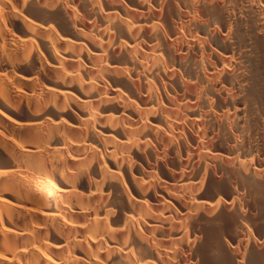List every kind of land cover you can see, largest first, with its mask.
<instances>
[{
  "label": "bare ground",
  "instance_id": "obj_1",
  "mask_svg": "<svg viewBox=\"0 0 264 264\" xmlns=\"http://www.w3.org/2000/svg\"><path fill=\"white\" fill-rule=\"evenodd\" d=\"M0 264H264V0H0Z\"/></svg>",
  "mask_w": 264,
  "mask_h": 264
}]
</instances>
